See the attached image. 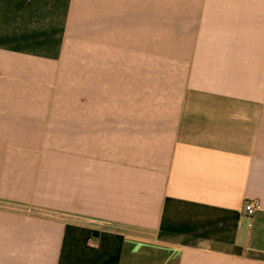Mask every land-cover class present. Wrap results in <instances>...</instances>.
Masks as SVG:
<instances>
[{
	"label": "crops",
	"instance_id": "0c3cea01",
	"mask_svg": "<svg viewBox=\"0 0 264 264\" xmlns=\"http://www.w3.org/2000/svg\"><path fill=\"white\" fill-rule=\"evenodd\" d=\"M0 264H264V0H0Z\"/></svg>",
	"mask_w": 264,
	"mask_h": 264
},
{
	"label": "built area",
	"instance_id": "2783aa9c",
	"mask_svg": "<svg viewBox=\"0 0 264 264\" xmlns=\"http://www.w3.org/2000/svg\"><path fill=\"white\" fill-rule=\"evenodd\" d=\"M259 210H260V205L257 201L245 202L243 211L248 218H251Z\"/></svg>",
	"mask_w": 264,
	"mask_h": 264
}]
</instances>
